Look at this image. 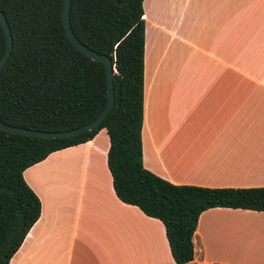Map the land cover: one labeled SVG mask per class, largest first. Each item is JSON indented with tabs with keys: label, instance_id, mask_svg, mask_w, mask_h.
<instances>
[{
	"label": "crops",
	"instance_id": "0c3cea01",
	"mask_svg": "<svg viewBox=\"0 0 264 264\" xmlns=\"http://www.w3.org/2000/svg\"><path fill=\"white\" fill-rule=\"evenodd\" d=\"M143 11L144 166L174 184L264 187V0ZM108 148L102 128L23 171L41 212L8 264H175L162 222L116 196ZM193 244L197 264H264V211L206 209Z\"/></svg>",
	"mask_w": 264,
	"mask_h": 264
},
{
	"label": "trees",
	"instance_id": "16d2710c",
	"mask_svg": "<svg viewBox=\"0 0 264 264\" xmlns=\"http://www.w3.org/2000/svg\"><path fill=\"white\" fill-rule=\"evenodd\" d=\"M144 0H71L76 37L107 55L114 105L95 128L62 138L11 133L0 128V264H8L40 216L41 203L23 171L50 153L84 143L102 128L109 137L107 166L118 199L159 219L175 264L194 262L193 235L200 214L213 207L264 211V187L174 184L143 163ZM64 0H0L12 36L0 72V121L45 131L78 127L105 107L104 66L80 51L66 33ZM6 38L0 23V58Z\"/></svg>",
	"mask_w": 264,
	"mask_h": 264
},
{
	"label": "water",
	"instance_id": "95a60500",
	"mask_svg": "<svg viewBox=\"0 0 264 264\" xmlns=\"http://www.w3.org/2000/svg\"><path fill=\"white\" fill-rule=\"evenodd\" d=\"M70 4L71 0H64V6H63V22L65 26V30L71 41L74 43V45L83 53L88 55L91 59L99 61L103 64L105 73H106V82H107V96L108 100L103 108V110L99 113L97 117L92 119L91 121L84 123L78 127L66 129V130H54V131H45V130H38V129H29L26 127L21 126H14L6 124L2 121H0V128L11 132V133H19L23 135L28 136H34V137H42V138H62V137H69L73 136L79 133H82L84 131H89L95 127H97L107 116V114L111 111L113 105H114V84H113V75L114 72H116V69L114 67V64L112 60L105 54H101L96 52L95 50L89 48L85 44H83L75 35L71 28L70 23ZM0 23L3 27L5 38H6V46L5 50L0 58V72L5 65L10 52L12 50L13 46V36L8 24V21L4 15V13L0 10Z\"/></svg>",
	"mask_w": 264,
	"mask_h": 264
},
{
	"label": "rangeland",
	"instance_id": "374dc122",
	"mask_svg": "<svg viewBox=\"0 0 264 264\" xmlns=\"http://www.w3.org/2000/svg\"><path fill=\"white\" fill-rule=\"evenodd\" d=\"M143 19H144V18H143ZM176 56H177V55H176ZM179 56H180V55H179ZM182 56H184V55H181V57H182ZM181 57L176 58L175 61H179V62H180V61L182 60Z\"/></svg>",
	"mask_w": 264,
	"mask_h": 264
}]
</instances>
